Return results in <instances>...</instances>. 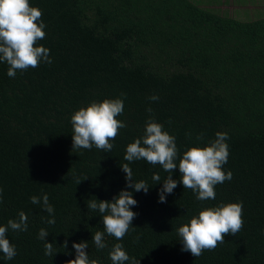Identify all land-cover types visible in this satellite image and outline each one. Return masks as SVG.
Here are the masks:
<instances>
[{
  "label": "trees",
  "instance_id": "obj_1",
  "mask_svg": "<svg viewBox=\"0 0 264 264\" xmlns=\"http://www.w3.org/2000/svg\"><path fill=\"white\" fill-rule=\"evenodd\" d=\"M29 2L42 11L46 36L37 46L49 49L52 63L10 78L0 62V226L21 211L28 217L27 231L8 229L17 255L7 260L0 252V264H67L80 242L100 264H112L116 243L139 264H264V18L242 22L190 0ZM153 95L159 99L150 101ZM116 98L124 101L117 119L126 127L110 141L112 150L73 149L72 115ZM150 117L175 137L178 158L218 132L228 134L223 170L232 179L216 186L214 200L184 189L178 168L169 173L143 159L124 160ZM125 163L135 182L148 184L147 194L126 187ZM169 175L177 187L159 203ZM122 190L133 192L137 215L116 240L103 228L104 214L87 205L112 202ZM45 193L54 225L45 222L52 218L43 210ZM33 196L41 203L32 204ZM222 203H242L243 228L199 257L182 251L178 228ZM41 228L53 256L38 239ZM97 231L105 233L104 249L92 241Z\"/></svg>",
  "mask_w": 264,
  "mask_h": 264
},
{
  "label": "clouds",
  "instance_id": "obj_2",
  "mask_svg": "<svg viewBox=\"0 0 264 264\" xmlns=\"http://www.w3.org/2000/svg\"><path fill=\"white\" fill-rule=\"evenodd\" d=\"M42 22V11L33 7L29 0H0V62H6L9 67L7 75L15 78L16 72L26 71L29 68L39 67L41 61L51 64L49 49L37 46L38 41L46 36ZM158 96L149 97L150 101H157ZM124 110L123 99H105L103 102H92L85 108L76 111L71 117L73 129V149L91 150L93 145L100 150L110 152L114 145L110 142L119 135V130L126 127L117 119ZM149 113L152 112L148 108ZM200 137H198L199 139ZM228 134L216 133V138L207 146H194L186 150L178 158V149L175 137L164 131L163 125L150 117L146 121L144 135L135 139L126 148L124 160L128 162L145 160L151 165H160L165 172L172 173L179 169L180 183L184 189H191L196 194V199L205 201L215 199V188L218 184L232 179L231 171L225 173L223 167L228 162L229 151L226 141ZM177 160H179L177 164ZM126 174L127 188L135 192L149 191L148 184L141 180H133L132 169L128 163L121 166ZM154 181H159V174L153 175ZM78 184L81 181H77ZM177 187V181L169 175L163 182V188L158 193L159 203H165V194H171ZM0 189V197H2ZM32 204H40L41 197L30 198ZM2 202V201H0ZM43 210L52 218L46 219V223L54 225V208L49 203L48 195L42 196ZM137 205L133 199V192L122 190L113 197L112 202L90 201L89 209H98L102 216L103 228L107 235L122 240L128 233L132 221L137 213L131 210ZM28 217L23 211L18 213V219H10L6 226H0V252L7 260H12L16 255L15 246L6 238L8 229L13 231H27ZM244 225L242 203L220 204L201 210L197 216L177 230L182 243V251L190 252L193 257H199L202 253L215 250L224 243L226 235L235 236ZM49 233L41 228L38 239L45 241L46 256L54 255L53 243L46 242ZM104 232L97 231L92 238L97 249H104ZM63 247H67L65 241ZM76 257L67 264H100L98 259H90L86 249L88 243H74ZM112 264H125L131 260V264H139L134 257L130 258L121 243H116L109 253Z\"/></svg>",
  "mask_w": 264,
  "mask_h": 264
},
{
  "label": "rangeland",
  "instance_id": "obj_3",
  "mask_svg": "<svg viewBox=\"0 0 264 264\" xmlns=\"http://www.w3.org/2000/svg\"><path fill=\"white\" fill-rule=\"evenodd\" d=\"M196 5L242 22L264 18V0H190Z\"/></svg>",
  "mask_w": 264,
  "mask_h": 264
}]
</instances>
